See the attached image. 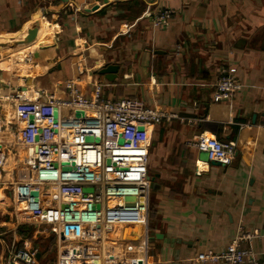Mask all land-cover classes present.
<instances>
[{"label": "crops", "instance_id": "crops-1", "mask_svg": "<svg viewBox=\"0 0 264 264\" xmlns=\"http://www.w3.org/2000/svg\"><path fill=\"white\" fill-rule=\"evenodd\" d=\"M162 8L175 15L157 29L148 14ZM34 26L35 41L19 43ZM24 49L32 52L29 65L16 60ZM109 66L117 67L113 80L102 73ZM223 69L242 88L216 103ZM70 80L87 97L102 85L105 98L137 99L169 117L149 147L157 178L148 225L122 226L116 238L148 239L149 264H194L199 254H220L237 236L257 232L242 248L264 262V0H0V92L64 96ZM200 134L238 142L234 161L201 160L193 147ZM21 149L8 156V187L21 182ZM6 191L0 214L13 221L14 208L1 202L5 193L12 202Z\"/></svg>", "mask_w": 264, "mask_h": 264}, {"label": "built area", "instance_id": "built-area-1", "mask_svg": "<svg viewBox=\"0 0 264 264\" xmlns=\"http://www.w3.org/2000/svg\"><path fill=\"white\" fill-rule=\"evenodd\" d=\"M148 15L155 28L163 29L175 12L162 8ZM16 60L29 65L32 52L21 50ZM215 87L214 101L220 103L232 99L242 85L223 69ZM64 92V96L21 88L0 92V190L8 189L5 169L11 152L27 149L33 164L31 179L11 185V196L17 222L19 212L36 221L13 222L10 227L16 231L30 224L39 232L43 225L52 227L56 264H149L148 239L135 245L127 243L125 234L117 238L114 234L122 226L144 229L148 225L149 147L156 126L169 117L137 99L105 98L102 85H96L87 97L78 82L70 80ZM193 147L206 152L210 161L228 166L240 146L236 141L200 134ZM47 188L57 197L54 216L42 207ZM32 192L39 194L38 201ZM127 197L135 198L134 207L127 205ZM18 204L24 205L22 211H17ZM258 236L257 232L237 236L224 252L199 254L194 264H264L252 248H242L244 241ZM20 242L22 248H18ZM38 254L40 245L13 235L10 263L39 264Z\"/></svg>", "mask_w": 264, "mask_h": 264}, {"label": "rangeland", "instance_id": "rangeland-1", "mask_svg": "<svg viewBox=\"0 0 264 264\" xmlns=\"http://www.w3.org/2000/svg\"><path fill=\"white\" fill-rule=\"evenodd\" d=\"M21 153H22V156L24 157V161L21 165H22V170H21V175H20V178L21 180H27V179H31L29 177L30 175V171L32 170V162H30L29 160L31 159V152L28 151L27 149H21ZM13 187V186H12ZM12 187H8L7 189V194L8 192H10L11 188ZM6 194V193H5ZM4 194V196H2V199H1V202L2 203H5V204H11V206L14 208V203L13 201L11 202L10 199L8 198V196H6ZM56 200H57V197L56 195L54 194V191L53 189L51 188H47L45 189L44 191V196H43V201H42V207H44L46 210H51V212L53 213L52 216H54V210H53V205L56 203ZM13 204V205H12ZM11 211V210H9ZM19 212V211H18ZM19 215V219L22 221H25V222H30V221H36V219H32L30 218L29 220L25 219L27 218V216L24 214V213H17ZM31 216V215H30ZM152 216V214H151ZM0 217L2 218L1 220V223L4 219H7V222L9 224L8 226V230L6 232H2L1 231V234L0 236V264H10V259H9V249L8 247L11 246L12 244V241H13V235L16 234L18 237H21L20 235H18L17 233V230L14 231V228L10 227L11 224L13 222H15V217H14V220L12 221L11 218L8 216V215H2L0 214ZM37 221L39 222L40 219L38 218ZM41 222V221H40ZM0 223V224H1ZM29 227V236H31L30 238H21L22 240L23 239H27L29 242H31L32 244H35L37 243V245L40 244L41 246V249L44 250L43 252V261H41L39 264H56V260H57V246H56V242L52 240L53 237H51L50 233L52 231V227H48L46 225H43L41 228H40V232H39V229H37L36 226H33V225H30V224H27L25 225V227ZM19 228V227H18ZM39 232V233H38ZM43 244V246H42ZM20 246H18V248H22L23 247V243L20 242Z\"/></svg>", "mask_w": 264, "mask_h": 264}, {"label": "water", "instance_id": "water-1", "mask_svg": "<svg viewBox=\"0 0 264 264\" xmlns=\"http://www.w3.org/2000/svg\"><path fill=\"white\" fill-rule=\"evenodd\" d=\"M94 10H95V8H92L90 10H87V12H91V11H94ZM36 33H37V27L34 26V28H32V29H30L28 31V35L26 36V38L23 41L19 42V43H22L23 45L31 44L35 40ZM116 71H117V67L116 66H109V67L103 69L102 73L107 75L108 79L113 80V78L116 77L115 76L116 75ZM55 116H57V115H55ZM161 134H163L162 131H161ZM87 140L91 141V140H93V138L92 137H88ZM121 143H122V141H121ZM200 159L205 161V162H210V163L218 165V166L221 165L218 162L210 161L209 160V156H208V154L206 152H200ZM65 170H70V169L69 168H65ZM149 178H150V181H151L150 188L151 189L156 188L155 180H156L157 176H155V175H153L152 173L149 172ZM85 192H91V189H85ZM31 195L33 197H35L36 201H38L39 194L37 192H32ZM126 202H127L128 206L134 207L135 198L134 197H127L126 198ZM162 237H163L162 234H157L156 235V238H162ZM40 256L41 255L38 254L37 258L40 259ZM10 264H15V263L11 262Z\"/></svg>", "mask_w": 264, "mask_h": 264}, {"label": "trees", "instance_id": "trees-1", "mask_svg": "<svg viewBox=\"0 0 264 264\" xmlns=\"http://www.w3.org/2000/svg\"><path fill=\"white\" fill-rule=\"evenodd\" d=\"M8 226H9V224H8V222H7V219H4L3 221H2V223L0 224V234H1V231L2 232H6L8 229ZM29 227H25V226H19V228H18V230H17V233H18V235H20L21 236V238L23 237V238H30L31 236H29L30 234H29ZM52 240L53 241H55L54 240V238H52ZM40 245V244H39ZM19 246L21 247V245L19 244ZM42 246H43V244H42ZM41 249V246H40V253H41V260L43 259L42 257L44 256L43 255V252H44V250H42ZM43 261V260H42Z\"/></svg>", "mask_w": 264, "mask_h": 264}, {"label": "bare ground", "instance_id": "bare-ground-1", "mask_svg": "<svg viewBox=\"0 0 264 264\" xmlns=\"http://www.w3.org/2000/svg\"><path fill=\"white\" fill-rule=\"evenodd\" d=\"M88 10V9H87ZM37 38V36H35V39ZM35 41V40H34ZM43 42H47V40H45V41H43ZM38 45H40V43H36V44H34V45H32L33 46V50L35 49V48H37L38 47ZM136 237V239L137 238H139L140 236H135ZM126 238H130V237H126Z\"/></svg>", "mask_w": 264, "mask_h": 264}]
</instances>
